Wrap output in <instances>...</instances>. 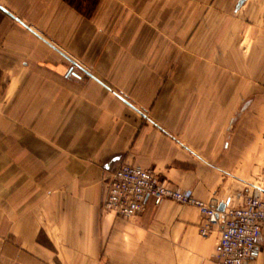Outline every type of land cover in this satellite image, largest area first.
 Here are the masks:
<instances>
[{"label":"crops","instance_id":"0c3cea01","mask_svg":"<svg viewBox=\"0 0 264 264\" xmlns=\"http://www.w3.org/2000/svg\"><path fill=\"white\" fill-rule=\"evenodd\" d=\"M240 2L0 0V264H220L199 207L104 202L123 163L218 206L264 190V0Z\"/></svg>","mask_w":264,"mask_h":264},{"label":"built area","instance_id":"2783aa9c","mask_svg":"<svg viewBox=\"0 0 264 264\" xmlns=\"http://www.w3.org/2000/svg\"><path fill=\"white\" fill-rule=\"evenodd\" d=\"M74 66V65H73ZM104 209L123 218H136L147 208L165 200H174L200 208L204 224L202 236H208L215 225L220 227L215 257L220 264H247L258 248L264 232V190L255 187L240 203L226 205L224 211L215 203L197 199L191 190L170 185L159 174L130 163L121 164L108 179Z\"/></svg>","mask_w":264,"mask_h":264},{"label":"water","instance_id":"95a60500","mask_svg":"<svg viewBox=\"0 0 264 264\" xmlns=\"http://www.w3.org/2000/svg\"><path fill=\"white\" fill-rule=\"evenodd\" d=\"M244 0H241L240 4L243 2ZM3 10L9 12L7 9L3 8L2 6H0ZM10 13V12H9ZM19 20V19H18ZM69 60H71L69 57H67ZM71 62L74 64V66H71L69 64H67L66 62H62L58 67L56 66H51L52 68H54L56 71L61 72L62 74H64L68 79L75 81V82H79V83H85L90 76H92L88 71H86L84 68H82L81 66H79L75 61L71 60ZM248 104V101L246 102V104L243 106V108H245V106ZM240 113V112H239ZM236 120V119H235ZM227 203H222L220 204V206L218 207V209L220 211H224L226 208Z\"/></svg>","mask_w":264,"mask_h":264},{"label":"trees","instance_id":"16d2710c","mask_svg":"<svg viewBox=\"0 0 264 264\" xmlns=\"http://www.w3.org/2000/svg\"><path fill=\"white\" fill-rule=\"evenodd\" d=\"M70 5H72L75 9H77L78 11H80L83 15L87 16V17H91V15L93 14L98 1L99 0H66ZM88 1L90 4V6H86L83 4V2Z\"/></svg>","mask_w":264,"mask_h":264},{"label":"rangeland","instance_id":"374dc122","mask_svg":"<svg viewBox=\"0 0 264 264\" xmlns=\"http://www.w3.org/2000/svg\"><path fill=\"white\" fill-rule=\"evenodd\" d=\"M83 4L86 5V6H90V5H91L88 1H86V2L84 1ZM89 4H90V5H89ZM69 64H70L71 66L73 65L72 63H69Z\"/></svg>","mask_w":264,"mask_h":264}]
</instances>
